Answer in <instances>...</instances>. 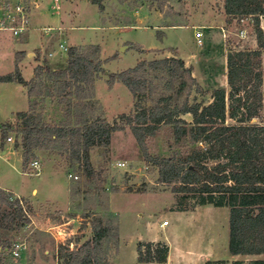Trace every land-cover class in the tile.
Returning <instances> with one entry per match:
<instances>
[{
	"label": "rangeland",
	"instance_id": "obj_1",
	"mask_svg": "<svg viewBox=\"0 0 264 264\" xmlns=\"http://www.w3.org/2000/svg\"><path fill=\"white\" fill-rule=\"evenodd\" d=\"M17 3L28 9V27L18 36L0 30V74L13 72L15 60L21 58V72L31 79L35 66L46 60L53 67L65 65L69 46L99 44L106 71L96 81L92 99L96 104L90 110L110 123L123 124L120 114L132 112L135 101L126 85L107 82L109 73L143 59L179 55L174 48L157 47L178 46L182 55L194 54L187 59L196 79L190 100L196 97L205 102L211 100L214 88H228L227 51L258 48L254 20L229 22L224 0H103V11L90 0H0L4 7ZM178 25L183 26L171 27ZM199 30L204 34L202 45L194 36ZM155 80L162 91L163 80ZM26 92L22 84L0 82V123L15 121L19 110L28 109ZM41 106L48 122L64 120L60 103L47 98ZM183 117L192 120L190 114ZM252 122L264 124V101ZM9 136L12 140L6 138L2 143L0 130V185L23 201L28 221L1 229V264H63L58 258L60 247L72 250L90 245L99 220L110 228L96 252L94 261L99 264H138V242L152 238L169 241L174 252L193 246L191 250L201 251L203 258L212 253L220 258L231 255L229 207L198 206L196 213L173 214L179 206L190 208L193 200L182 199L185 193H176L173 184L159 180L158 167L145 159L128 125L113 132L109 143L90 148L92 172L88 176L56 150L38 151L39 168L28 164L24 169L20 140L14 147L16 133L11 131ZM147 145L151 155L166 157L188 153L194 147L177 144L169 124L150 137ZM69 173L78 178L70 179ZM33 188L38 189L37 195ZM4 208L0 201V213ZM14 242L22 244L19 256L13 254ZM239 258L247 263L264 259V254Z\"/></svg>",
	"mask_w": 264,
	"mask_h": 264
},
{
	"label": "trees",
	"instance_id": "obj_2",
	"mask_svg": "<svg viewBox=\"0 0 264 264\" xmlns=\"http://www.w3.org/2000/svg\"><path fill=\"white\" fill-rule=\"evenodd\" d=\"M90 1L104 10L103 0ZM224 10L229 22L247 17L254 20L258 48L227 51L228 88H214L209 102L196 97L190 100L196 79L183 58L175 54L143 59L132 67L109 73L107 82L126 85L135 101L132 112L120 114L123 124L117 120L110 123L90 110L96 104L92 100L96 81L106 71L101 46L73 45L67 48L65 65L61 67H53L46 60L35 66L34 76L26 80L19 67L22 59L17 58L15 70L0 75V82L25 86L29 99L28 109L18 111L15 121L0 123L2 143L11 131L16 133L24 169L37 158L38 151L56 150L68 156L70 166L77 165L88 176L92 172L90 148L109 143L113 132L128 125L145 159L158 167L159 180L173 184L176 193H185L182 199L193 200L190 208L179 206L177 210L206 205L229 207L230 253L264 254V124L252 122L260 115L264 101L260 86L264 0H224ZM155 79L163 80L162 91ZM47 98L62 105L64 120H46L41 105ZM148 99L152 104H145ZM186 114L192 120H186ZM166 124L172 125L177 144L194 145L190 152L167 157L150 154L148 139ZM0 201L6 206L0 213V231L28 221L20 198H13L0 187ZM109 233V226L99 220L90 245L72 250L62 246L58 258L63 264H99L94 261L96 252ZM137 253L139 262H166L169 246L140 241ZM234 264H264V259L247 263L236 260Z\"/></svg>",
	"mask_w": 264,
	"mask_h": 264
},
{
	"label": "crops",
	"instance_id": "obj_3",
	"mask_svg": "<svg viewBox=\"0 0 264 264\" xmlns=\"http://www.w3.org/2000/svg\"><path fill=\"white\" fill-rule=\"evenodd\" d=\"M179 26H183V25L171 26V27H179ZM194 36H195V34H194ZM147 48H150V47H147ZM157 48H159V49H162V48H174V49H176L179 52V55H177V56L183 58L187 66L189 65L187 63V59H189V57H192L194 55V54H188L187 56H185L184 54L182 55L181 50H180V48L178 46H169V47L165 46V47H157ZM29 55H31V53H29ZM225 59H226V57H225ZM21 61H20V63H21ZM20 63H19V67H20ZM20 71H21V67H20ZM0 75H3V74H0ZM26 80H29V79H26ZM14 83H16V82H14ZM27 98H28V93H27ZM28 103H29V99H28ZM19 111H23V110H19ZM14 147H17L16 144L14 145ZM0 187L2 189L6 190V191H9L8 188H5L2 185H0ZM32 193H34V194L36 193V195H37L38 194V189L33 188ZM66 194H67L66 196L68 197V195H69L68 187H67V193ZM34 202L38 203L37 200H34ZM199 210H200V207H198L197 209L195 208L194 210H190V211L173 210L172 212H173V214H178L180 212L181 213L182 212H193V213H196ZM140 241L141 242H163V243H166L169 246V254H168L166 262H161L160 263V262H139V261H137L138 264H207V262H209V261L216 262L215 264H220L218 262L221 261V260L222 261H226L224 264H233L234 261L239 260L240 259L239 257L242 256V255H232L231 254L230 256H228L226 258H220V257L215 256L212 253L211 256L203 258V256H201L200 253H199L201 251L191 250L190 247H193V246H187L184 249L183 248H179L178 250H176L174 252L172 244H170V242L167 241V240L152 238V239H146V240L143 239V240H140ZM137 260H138V253H137Z\"/></svg>",
	"mask_w": 264,
	"mask_h": 264
},
{
	"label": "built area",
	"instance_id": "obj_4",
	"mask_svg": "<svg viewBox=\"0 0 264 264\" xmlns=\"http://www.w3.org/2000/svg\"><path fill=\"white\" fill-rule=\"evenodd\" d=\"M59 1V0H56ZM28 9L23 4H14L9 7H4L2 4H0V30L5 29L9 30L14 36H18L24 31H26L28 27ZM203 32L197 31L195 33V38L197 40V43L199 45H202L203 43ZM63 46V45H62ZM67 50V49H66ZM12 138L8 137V141H11ZM118 165H124V163L120 162ZM31 166H34L36 168H39V162L38 160H34L31 162ZM70 179H77L78 176L73 173L68 174ZM20 202L22 206L24 207L23 201L20 199ZM168 223V221H165ZM168 225V224H165ZM13 246V254L15 256L20 255V250L22 249V244L19 242L12 243Z\"/></svg>",
	"mask_w": 264,
	"mask_h": 264
},
{
	"label": "water",
	"instance_id": "obj_5",
	"mask_svg": "<svg viewBox=\"0 0 264 264\" xmlns=\"http://www.w3.org/2000/svg\"><path fill=\"white\" fill-rule=\"evenodd\" d=\"M16 146L18 147L19 146V143H16Z\"/></svg>",
	"mask_w": 264,
	"mask_h": 264
},
{
	"label": "bare ground",
	"instance_id": "obj_6",
	"mask_svg": "<svg viewBox=\"0 0 264 264\" xmlns=\"http://www.w3.org/2000/svg\"><path fill=\"white\" fill-rule=\"evenodd\" d=\"M166 223V222H165ZM166 224H168V223H166Z\"/></svg>",
	"mask_w": 264,
	"mask_h": 264
}]
</instances>
